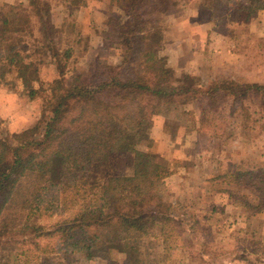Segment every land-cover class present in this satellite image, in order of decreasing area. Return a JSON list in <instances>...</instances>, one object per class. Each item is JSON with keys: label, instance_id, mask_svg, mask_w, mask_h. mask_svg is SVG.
<instances>
[{"label": "trees", "instance_id": "obj_1", "mask_svg": "<svg viewBox=\"0 0 264 264\" xmlns=\"http://www.w3.org/2000/svg\"><path fill=\"white\" fill-rule=\"evenodd\" d=\"M193 1L213 14L215 2L225 3L221 13L226 17L233 15L227 12L231 6L264 10V0H117L122 17L108 38L121 47L120 60L95 58L84 72L69 75L60 55L69 60L72 50L58 47L61 27L50 19L51 1L26 0L25 7L2 4L0 76L8 72L22 79L33 96L38 63L53 64L58 75L52 81L51 112L42 127L8 134L0 130V264L38 259L44 238L55 239L47 252L67 258L84 253L92 263L102 258L101 264H117L110 257L117 252L125 257L124 264H157L146 252V240L158 237L164 243L167 227L181 230L183 222L165 209L158 189L168 171L153 149L154 115L190 99L201 103L205 123L211 114L224 119L227 106L231 115L241 110L244 121L264 109V82L204 85L201 78L176 75L168 66L161 55L167 41L164 14L171 6ZM27 29L38 32L29 49L20 47ZM243 130L253 127L243 122ZM115 154L132 156L131 173L105 176ZM225 179L249 186L232 192L236 201L255 213L264 211V165L238 167ZM248 190L255 194L252 202ZM50 191H59L63 209L74 212L46 228L40 218ZM248 264H264V258L248 259Z\"/></svg>", "mask_w": 264, "mask_h": 264}, {"label": "rangeland", "instance_id": "obj_2", "mask_svg": "<svg viewBox=\"0 0 264 264\" xmlns=\"http://www.w3.org/2000/svg\"><path fill=\"white\" fill-rule=\"evenodd\" d=\"M50 1V19L61 27L58 47L72 50L69 60L60 55L67 75L75 70L84 72L85 65L95 58L111 63L120 60L121 47L108 38L114 23L122 17L117 0ZM5 3L28 6L26 0H0V8ZM215 4L214 14L199 8L196 1L169 7L164 14L168 17L167 41L161 55L176 75L191 74L201 78L204 85L227 80L264 82V10L250 12L231 6L227 12L233 15L226 17L221 13L225 3ZM36 34L37 30L27 29L20 47L31 48L36 43ZM37 66L39 79L31 84L36 93L31 96L30 89L24 86L23 92L14 93L17 98L13 95L8 102L7 118L3 120L0 115V130L6 134L15 133L17 125L18 131L35 125L42 127L51 112L52 81L58 73L49 62ZM14 79L13 74L4 72L0 76V89L15 91ZM249 100L252 99L246 100L247 105ZM256 104L260 106L259 102ZM230 108H224L228 112L224 119L211 114L205 123L201 103L190 99L177 108H164L153 117L151 133L154 130L158 140L155 150L153 139V149L168 171L158 182V189L165 209L183 222L181 230L167 227L164 243L158 237L146 240V252L152 253L157 264L164 257V264H248V259L264 258V211L255 213L236 201L232 192L249 186L225 179L238 167L246 168L255 162L264 165V109L258 108L255 117L251 107L253 116L244 121L238 106L242 115L240 111L231 115ZM243 122L253 130H243ZM165 140L171 141L170 148ZM131 162L130 154H115L105 176L131 173ZM245 194L250 195V202L254 200L252 190ZM45 196L40 222L46 228L74 212L63 209L64 197L59 191H50ZM54 241L44 238L39 260L34 258L22 264L102 263V258H95L93 263L87 261L84 253L67 258L47 252L54 246L49 243ZM110 257L117 264L125 262L120 253L113 252Z\"/></svg>", "mask_w": 264, "mask_h": 264}, {"label": "crops", "instance_id": "obj_3", "mask_svg": "<svg viewBox=\"0 0 264 264\" xmlns=\"http://www.w3.org/2000/svg\"><path fill=\"white\" fill-rule=\"evenodd\" d=\"M205 23H208V22H205ZM14 81L16 82V87H15L16 90L14 89L15 91L7 90V89H5V87L3 89H0V115H1V118L3 120H5L7 118L6 115L9 112L8 110H5L6 106L10 105L8 102H10L12 100L13 95L16 97V94L17 93L20 94L21 92H23V89H24V83H23L22 79L17 78L16 80L14 79ZM34 87L36 88L37 86L34 84ZM14 93H16V94H14ZM2 109H4V110L2 111ZM5 111H8V112H5ZM12 112H14V111H12ZM16 127L20 128V126H18V125ZM19 128H16L15 131H18ZM151 135H152V139H154L155 150H157L158 149V147H157L158 140L154 134V130H152ZM165 141H166L165 143H167V145L170 148V142L171 141L170 140H165Z\"/></svg>", "mask_w": 264, "mask_h": 264}]
</instances>
